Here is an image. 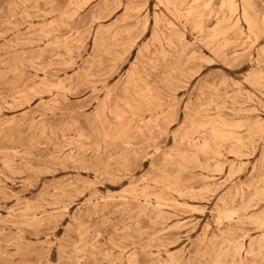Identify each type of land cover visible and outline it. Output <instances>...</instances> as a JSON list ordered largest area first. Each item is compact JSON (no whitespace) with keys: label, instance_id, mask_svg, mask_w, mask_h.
<instances>
[{"label":"rangeland","instance_id":"rangeland-1","mask_svg":"<svg viewBox=\"0 0 264 264\" xmlns=\"http://www.w3.org/2000/svg\"><path fill=\"white\" fill-rule=\"evenodd\" d=\"M251 3L0 0V264H264Z\"/></svg>","mask_w":264,"mask_h":264},{"label":"bare ground","instance_id":"bare-ground-1","mask_svg":"<svg viewBox=\"0 0 264 264\" xmlns=\"http://www.w3.org/2000/svg\"><path fill=\"white\" fill-rule=\"evenodd\" d=\"M91 2V1H90ZM240 2H241V4H240ZM84 3V2H83ZM27 4V3H26ZM161 5V4H160ZM156 7V6H155ZM222 7L223 8H225L227 11H228V13L230 14V18L232 19L233 17H234V21H233V24H232V28H240V22H241V20L242 21H244V22H246L247 24H248V27H249V30L252 32L253 31V29H254V27H255V21L250 17V15H249V10L252 8V3H251V0H240L239 1V3H238V1L237 0H222ZM157 9V8H156ZM240 9V16H238V10ZM188 11V10H187ZM40 13V12H39ZM147 14V13H146ZM191 14H192V11L191 10H189L188 11V13L187 14H183L182 16L185 18V17H189V16H191ZM44 15H46V14H44ZM167 19V18H166ZM230 19V20H231ZM153 20H155V19H153ZM159 20V19H158ZM63 24V23H62ZM170 26H173V25H170ZM169 26V27H170ZM157 27V26H156ZM48 28V27H47ZM108 30V29H107ZM130 32V31H129ZM145 32V31H144ZM45 34V33H44ZM126 34V33H125ZM31 35V34H30ZM124 35V34H123ZM114 37V36H113ZM180 38H182V37H180ZM113 41H114V39H113ZM172 42V41H171ZM134 44V43H133ZM147 44V43H146ZM180 45V44H179ZM146 47V46H145ZM130 49H131V47H130ZM133 49V48H132ZM144 49V48H143ZM141 51V50H140ZM254 56V55H253ZM154 57H155V55H154ZM90 58V57H89ZM116 64V63H115ZM210 64V63H209ZM49 65V64H48ZM51 65V64H50ZM69 65V64H68ZM37 68H38V66H37ZM46 70V69H45ZM248 76V75H247ZM262 80V79H261ZM43 81V80H42ZM253 81V80H252ZM260 82V81H259ZM127 85V84H126ZM43 86V85H42ZM64 88V87H63ZM128 89V88H127ZM126 89V90H127ZM33 90V89H32ZM31 90V91H32ZM48 90V89H47ZM55 90V89H54ZM30 91V90H29ZM35 91V90H34ZM66 91V90H65ZM148 92V91H147ZM37 95V94H36ZM138 95V94H137ZM22 96V95H21ZM142 98H145V99H147V94H143L142 93ZM26 97V96H25ZM136 97H138V96H136ZM248 97V96H247ZM23 98V97H22ZM14 99V98H13ZM24 100H25V98H24ZM21 101V100H20ZM147 102V101H146ZM213 102V101H212ZM149 104V103H148ZM34 105V104H33ZM56 105H57V103H56ZM136 105V104H135ZM216 106V105H215ZM103 107H106V105L105 104H103ZM224 107V106H223ZM11 108V107H10ZM219 109V108H218ZM130 110V109H129ZM110 115V114H109ZM96 116V115H95ZM123 115H121V117H122ZM97 117H99V116H97ZM134 117V116H133ZM120 118V117H119ZM190 118V117H189ZM218 118V117H217ZM118 119V118H117ZM1 121V120H0ZM119 121V120H118ZM259 121V120H258ZM210 123V122H209ZM220 123V122H219ZM240 123V122H239ZM214 125V124H213ZM233 125V124H232ZM239 125V124H238ZM1 126V125H0ZM223 126V125H222ZM241 126V125H240ZM214 126H212V128H213ZM225 127H227V126H225ZM224 127V128H225ZM230 127V126H229ZM237 127H239V126H237ZM257 127V126H256ZM3 128V127H2ZM1 128V129H2ZM204 128V127H203ZM202 128V129H203ZM206 128H208V127H206ZM233 128V127H232ZM235 129H237L236 127H235ZM242 129V128H241ZM245 129V128H244ZM243 129V130H244ZM127 130V129H126ZM158 130H160V129H158ZM200 132V131H199ZM212 133V132H211ZM42 134V133H41ZM213 137L216 139V140H219V141H223V140H226L227 139V136L228 135H226V134H224V133H221V132H218L217 130H213ZM104 135H105V133H104ZM151 135V134H150ZM6 137V136H5ZM82 137H84V136H82ZM106 138V137H105ZM161 138V137H160ZM63 139H65V138H63ZM80 139V138H79ZM82 139V138H81ZM109 139V138H108ZM180 140H182V139H180ZM152 141V140H151ZM174 144H175V142H174ZM197 144L198 143H194L192 146H193V148L194 149H197ZM125 146V145H124ZM130 146V145H129ZM129 146H128V148H129ZM198 146H199V144H198ZM208 148H209V146H208V144L207 143H204L203 144V146H202V149H205V150H208ZM98 150H99V148H98ZM139 150V149H138ZM198 150V149H197ZM157 151V150H156ZM156 151H154V152H156ZM11 153V152H10ZM16 153V152H15ZM123 155H125V154H123ZM185 155V154H184ZM170 156V155H169ZM168 158V157H167ZM180 158V157H179ZM192 159V158H191ZM169 160V159H168ZM227 160V159H226ZM4 166V165H3ZM231 168V167H230ZM8 169V168H7ZM126 172V171H125ZM74 175V174H73ZM226 175V174H225ZM168 179V178H167ZM169 179H172V178H169ZM81 183V182H80ZM158 185V184H157ZM88 186V185H87ZM137 186V185H136ZM72 187V186H71ZM206 188V187H205ZM12 194V193H11ZM175 194H177V193H175ZM83 195V194H82ZM182 195V194H181ZM208 196V195H207ZM27 198V197H26ZM119 198V197H118ZM147 198V197H146ZM53 199H55V198H53ZM148 199V198H147ZM67 200V199H66ZM108 201H109V199H108ZM144 201V200H143ZM147 201V200H146ZM45 203V202H44ZM146 203V202H145ZM162 203V202H161ZM47 204V203H46ZM95 204H97V203H95ZM164 204V203H163ZM148 205V204H147ZM178 205V204H177ZM96 206V205H95ZM157 206V205H156ZM51 207V206H50ZM162 208V207H161ZM165 208V207H164ZM167 208V207H166ZM165 208V209H166ZM30 210V209H29ZM67 210V209H66ZM147 210H148V208H147ZM48 211V210H47ZM12 212V211H11ZM14 212V211H13ZM12 212V213H13ZM231 212V211H230ZM24 213V212H23ZM4 216V215H3ZM57 216V215H56ZM55 216V217H56ZM60 216V215H59ZM9 217V216H8ZM34 217V216H33ZM37 217V216H36ZM53 217V216H52ZM11 218V217H10ZM156 219H158V218H156ZM260 221V220H259ZM3 222V221H2ZM250 223V222H249ZM251 224V223H250ZM13 225V224H12ZM17 225V224H16ZM224 225V224H223ZM21 226V225H20ZM37 226H39V225H37ZM81 226V225H80ZM102 226V225H101ZM16 226H14V228H15ZM30 227V226H29ZM29 227H27L28 229H29ZM67 229V228H66ZM82 230V229H81ZM78 232V231H77ZM163 233V232H162ZM229 233V232H228ZM98 237H100V236H98ZM97 240V239H96ZM28 241V240H27ZM14 242V241H13ZM81 243V242H80ZM80 243H79V245H80ZM83 243V242H82ZM224 244H226V243H224ZM11 245V244H10ZM43 246H45V244L43 243ZM75 246V245H74ZM243 246V245H242ZM16 247V246H15ZM87 248V247H86ZM85 248V249H86ZM117 249V248H116ZM251 249V248H250ZM47 250V249H46ZM74 250V249H73ZM76 250V249H75ZM84 251V250H83ZM251 251V250H250ZM126 252V251H125ZM81 253V252H80ZM87 253V252H86ZM106 253V252H105ZM77 255V254H76ZM75 255V256H76ZM81 255V254H80ZM225 255V254H224ZM248 255V254H247ZM3 256H5V255H3ZM131 257V256H130ZM252 257V256H251ZM134 258V257H133ZM217 260V259H216ZM79 261V260H78ZM82 261V260H81ZM227 261V260H226ZM231 262H233V261H231ZM54 263V262H53ZM171 264H172V262H171Z\"/></svg>","mask_w":264,"mask_h":264}]
</instances>
